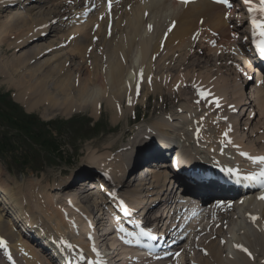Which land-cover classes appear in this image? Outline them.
Masks as SVG:
<instances>
[{
	"label": "bare ground",
	"instance_id": "1",
	"mask_svg": "<svg viewBox=\"0 0 264 264\" xmlns=\"http://www.w3.org/2000/svg\"><path fill=\"white\" fill-rule=\"evenodd\" d=\"M95 1L62 0L61 7H59L57 4H53L55 0H0V19L2 20L0 21V41L8 38L3 34L4 31L14 35L9 30H5L3 23L15 25L16 31L28 20L32 21L30 28L21 34L23 36L19 39L9 40L12 48H23L25 51L14 57L13 61L15 60L17 64L14 69L9 70L8 68L9 72L6 71L8 74L5 72L6 75H0V82L5 84L7 90H14L13 99L28 113L39 111L44 115L56 113L69 116L76 112L88 111V116L96 120L99 107L103 106L109 114L110 123L116 125L121 119L127 120L135 106L143 105L144 109H147L148 104L146 102L143 104L142 101L145 96L151 94L154 98L152 111L158 115L161 111L165 114H161V118L152 122L150 126L140 125L137 129L131 130L133 137L126 144V146H130L128 150L132 151L129 155L116 154L115 144L117 141L120 142V137H110L106 143L98 145L97 149L93 148L87 153L83 172L73 173V178H68L70 179L69 183L68 179H62L61 173L56 175L55 179L46 182L43 189L61 190L60 194L72 192L68 195L69 199L67 200L74 202L76 207H79V210L76 211L79 213L77 215L70 203L57 202L55 204L53 198L47 197V193L39 188L35 181H31L35 183L28 187H17L15 191H12L5 189L7 183L0 179V237L6 241V245L21 264H81V255L85 256L84 260L86 261H101L103 264H156L153 259L139 260L128 248L116 242L112 234L113 230H110L109 227L101 228L108 220L104 213L99 214V207L106 203L109 206L108 209L113 210L116 205H113V198H109L111 196L106 197L107 200H105L92 190L106 191L110 185L119 186L115 192L109 191V194L113 197L124 198L126 207L133 211L134 217L139 218L143 213L146 216L150 212H158V218H160L161 214L167 215L171 209L172 213L185 212L186 210L182 209L181 202L174 198L175 190L173 195L171 194L173 187L171 183L168 187L169 180L173 179L182 184L185 192L195 194L196 199L200 198L201 205L208 209L211 208V211L215 212V219L210 224L200 226L193 235H189L186 245L191 247V254L186 255L184 248L180 247L177 262L170 264H176L181 260H186L191 264H264V199L257 197L259 193L244 195L238 190H226L211 179L203 180L198 184L195 183V179L189 176L185 178L181 175L198 173L206 177H214L217 173L215 168L218 163L226 161V153L232 154L231 161L237 165H240L241 158L236 155V152L264 156V152L261 150L264 149V87L260 85L261 82H256L250 88H243L240 80L238 82L237 79L229 77L227 72L228 67L232 65L234 73L239 76V79L240 72L241 75L245 72L248 77L255 76L253 75L254 68L252 65H248L246 56L243 54L246 48L241 41L233 38L239 32L243 37L251 36L243 13V17L240 16L237 21H230V16L225 18V12L221 6L212 5L206 0H197L193 4H177L166 0H111L110 7L109 0H97L96 4ZM41 2L49 3L50 5L46 7L52 9L48 8V12L36 14L34 17L40 22L33 24L35 20L29 19L32 16L23 15L22 10L31 13V10ZM65 2L70 5L67 6ZM79 2L80 5L72 16L71 12L75 8L73 6ZM89 6L96 7V12H92ZM237 6L234 5L235 8ZM15 10L21 12L23 16H19ZM60 10L65 11V15L66 11L71 10L69 12L71 19H65L63 16L53 18L52 16ZM62 14L60 13V15ZM99 15L104 19V24L97 21ZM251 16L250 13H247L246 20ZM255 17L258 20L261 19L260 16ZM51 18L52 21L57 20V23H51L53 26L48 27L52 21L48 23L47 20ZM73 18L75 19L73 28L67 29L66 27L71 24L70 21ZM173 22L174 27H172ZM18 23L20 25H17ZM149 25L152 31L158 32L164 37L165 48L171 44L169 48L171 52L191 46L193 42L190 40V36L197 34L194 40L197 43L201 39L202 47H197L194 52L187 54L186 59L178 61L179 65L184 69L192 70L196 67L200 68L204 64L211 66L216 62V66L222 69L220 77H214V74L209 70L204 72V79H194L193 85H190L189 78L182 70L177 71L176 76H170L169 80L162 79L161 76L153 77L150 64L152 65L151 57L154 54H150L149 62L147 60L141 65L140 61V47L145 49L144 47L148 46V53L156 51L158 48L153 45L150 36L142 32V28H149ZM240 25H243L242 28ZM58 27L63 28L58 32H63V36L52 39L54 37L53 30ZM170 27L171 31H169ZM51 30L53 35L48 38L47 35L49 36ZM166 33L167 35H165ZM187 33L188 36L185 35ZM185 36H187L186 40ZM125 40L132 42L130 56L126 52V47L122 46ZM233 43L241 51L239 58L236 56V52L230 54L226 51L228 45ZM88 45L92 46L91 50ZM8 49L10 50V48ZM66 50L69 51L66 52V55L72 56L70 65L68 60L61 61L64 57L58 60L51 58L53 56L60 57L58 53L61 51L64 54L62 51ZM6 52L3 51V53ZM142 58L144 57L142 56ZM48 59H50L49 63L41 68ZM77 59L80 60L76 61ZM144 59L146 60V58ZM243 60L246 63H243ZM29 61H32L33 64L29 65ZM50 66L55 67L49 68ZM0 69L2 70L1 65ZM45 69L47 70L41 71ZM141 70L143 79L139 77ZM185 72L193 75L188 71ZM258 76L260 75L257 74L255 78ZM149 77H151V83H149ZM176 79L178 82L175 81ZM5 81L10 84V87ZM171 82L176 83L171 85ZM137 84H139V94H137ZM166 84L169 89L167 87L168 92L164 93L166 88L162 87ZM197 86H201L200 90L207 89L206 92H210V95L216 91L215 93L221 98L219 99L222 102L221 106L225 110L222 116L226 115L227 119L210 115L211 112H207L208 108L204 106L198 113L193 110L197 107L192 108L186 96L188 89L193 92ZM244 90L248 96L245 95ZM228 92H230L229 95H227ZM252 101L256 106V108L254 107L255 113L258 114L255 125L260 120L262 121L261 125L255 129L248 128L245 137L249 138V132H254L258 139L256 147L243 144V136L239 131L245 129L244 125L246 126L247 123L246 121L241 122V119L234 116L236 106L239 105L243 109L245 105L248 107ZM225 104L226 106H224ZM164 108L169 109L162 110ZM179 119L180 123H178ZM229 126L231 131L228 133V137L221 139L220 135ZM197 128L200 129L199 138L195 135ZM148 131L150 133L146 135ZM154 134L156 135L153 136ZM125 136L126 133L123 132L121 139L124 140ZM144 136H149L151 142L152 137L153 140L162 138L163 144L159 150L151 147V142L137 148ZM168 137L182 138L185 145L192 149V152H187L192 157L188 158L179 149L175 152L168 151L169 159L165 163L159 164V168L162 169H154L149 166L150 161L145 160V166L139 168L142 170L140 174L132 176L130 181H126L127 173L139 161L145 158L157 160L164 154L160 150L170 145ZM217 138L222 145L221 148ZM156 141L158 140L156 139ZM133 147L135 148L133 149ZM199 162L201 164H196ZM88 167L105 171L101 174L102 178L97 179V184L90 182L76 189L74 187L70 190L64 189L74 181L80 182L95 178V174L85 171ZM82 174L84 175L83 180L74 179ZM3 176L4 174L0 173V178ZM148 176L150 181L144 182ZM8 177L9 175H6V178ZM40 186H43V182ZM143 191L148 194L146 198L141 197ZM2 194L6 196L7 200L1 197ZM85 194H89L92 199L89 204L82 205L80 200L84 199ZM94 195L97 197L95 198ZM60 200L65 201V199ZM191 203L185 202V205ZM190 206L193 207L192 204ZM90 208H93L92 214L89 212ZM105 211L108 213V210ZM207 212L203 214H207ZM84 213L90 218L94 216L93 219L87 218ZM9 214H13L14 219L4 218ZM234 216L241 219L244 225L237 226ZM252 216L257 219L252 220ZM14 223L19 224L18 231L14 229ZM164 224L173 225L174 221L171 223L166 221ZM213 225L214 227H212ZM196 227L190 223L186 224V230ZM228 227L229 229L226 231ZM236 227L238 228L235 230ZM226 234L231 236L229 241H226L225 238L220 240ZM25 235L39 238L43 249L48 251L54 260L47 257L46 259L41 258L28 244L27 239L24 238ZM239 236L246 239L241 240L243 238L239 239ZM61 239L67 240L74 247L68 248L61 243ZM92 239L95 247L98 245L103 247L101 245L103 242V249L106 252L101 254L100 250L96 248L99 255H94ZM237 244L247 248L251 256L237 250L234 246ZM186 248L185 246V250ZM225 248L228 253L225 252ZM0 259V264H5L1 255Z\"/></svg>",
	"mask_w": 264,
	"mask_h": 264
},
{
	"label": "rangeland",
	"instance_id": "2",
	"mask_svg": "<svg viewBox=\"0 0 264 264\" xmlns=\"http://www.w3.org/2000/svg\"><path fill=\"white\" fill-rule=\"evenodd\" d=\"M59 1H61V0H55V3H53V4H57V6L61 7L62 1L61 2H59ZM96 3H97V0L95 1V4ZM45 4L46 3H43V2L37 4L38 6L33 8L31 10L32 11L31 13L27 12L25 10H22L23 11L22 14L27 15V16H32L29 19H34L35 22L33 24H37L40 21H38L34 16L36 14H39V13L43 14V13L48 12V8L52 9L50 7H46V6H49L50 4H47V5H45ZM92 4H94L93 1H92ZM69 5H67V6H69ZM29 6H28V8H29ZM38 8H40V9H38ZM15 11H14V13H15ZM16 12L19 13L18 11H16ZM28 13H30V14H28ZM60 13H63V14L60 15ZM64 13H65V11L60 10L59 12L55 13L52 17L53 18H55L57 16L61 17V16L65 15ZM146 14H148V13H146ZM23 15H21V12L19 13V16L22 17ZM99 17L101 18V16H99ZM57 19H60V18H57ZM0 21H2V20L0 19ZM47 21L49 23L50 21H52V18L48 19ZM99 22H101V24H104L105 21H104V19H103V21L99 19ZM51 23L52 22L49 23L48 27L53 26ZM3 24L5 25V30H9L14 35H10L5 31L3 32V34L7 35L8 38H4L3 40L0 41V61H1L0 65L2 68V70L0 69V71L2 72V73L0 72V75H6V73L8 74V72L11 68L14 69V66L17 64V62L15 60L13 61L14 57L21 55L23 53V51H25L23 48H16V49L12 48V46H10L9 40L19 39L21 36H23L21 34L30 28L32 21L28 20L22 27L17 28L16 31L14 29L15 25L11 26V25H8L7 23H3ZM50 24H51V26H50ZM17 25H20V24L18 23ZM233 26H235V25H233ZM120 27L122 28L123 26H120ZM142 32L147 34L148 36H150V38L152 39L153 45L155 47H158L156 49V51L153 50L151 53H148V51H147L148 46L144 47L145 49H141L142 47H140L141 65L144 62H146L148 59H150V54H154V56L151 57L152 65L150 64V66H152L151 75L153 77L158 78V76H161L162 79L169 80L170 76H173V75L176 76V72L182 70L184 72V74L186 75V77L189 78L190 85H193L194 79H197V78L204 79V72H207L209 70L211 71L212 74H214L213 75L214 77H220L219 75H220V73H221L220 71L222 69L221 68L219 69L216 66V62H214V65L207 66L206 64H204L200 68L196 67L192 70L184 69L183 66L179 65L178 61H182V59H186L187 54L189 55V53L194 52L197 47H202L201 46V43H202L201 39H200V43H197L195 45L192 44L191 46L185 47L181 50H174L173 52H171L169 50V48L171 47V44H169L168 47L165 48L164 46H166V44L163 41L162 45H164V46H161L160 42L162 40L160 41V39H162V36L160 35V33L158 34V32L152 31L147 27H143ZM156 34H158V35H156ZM185 35L188 36L189 34L187 33ZM62 36H63V32L57 33L54 37H52V39H58ZM187 36H185V38H184L185 40L187 39ZM192 39H193V37H192ZM93 41H96V40H93ZM41 42H43V41H41ZM131 43L132 42L130 40H125V42L122 44L123 48L126 47V52H127L128 56H130ZM145 43L147 45V42H145ZM88 46L90 47L91 45H88ZM5 47H7V48H5ZM8 48H10V50ZM21 49H23V50H21ZM4 50L7 52L3 53ZM62 52H64V54L61 53V51H60V53H58V54H60V57L53 56L51 58L58 60V59L64 57L61 61L68 60L69 61L68 64L70 65L71 60H72V58H71L72 56L66 55L69 51L66 50V51H62ZM61 54H62V56H61ZM169 54H170V57H169ZM69 56H70V58H69ZM142 56L144 58H146V60L144 58H142ZM45 57H47V56H45ZM40 58L42 59V57H40ZM170 58H171V61H170ZM50 59H48L47 63L42 64L41 68H43V66L45 64H48ZM79 60L80 59H77L76 61H79ZM147 62H149V60ZM32 64H33V62L29 61V65H32ZM52 67H55V66H50L49 68H52ZM8 68H9V70H8ZM3 69H5V70H3ZM47 69L41 70V71L44 72ZM6 71H8V72H6ZM185 71H188V72H190V74H193V75H189ZM227 72L229 74V77L234 78V79H238V77L234 73L235 70L233 69L232 65L228 67ZM178 75H179V73H178ZM165 76H167V77H165ZM3 79H4V77H3ZM175 81L178 82L177 79ZM176 82H171V85L172 84L175 85L174 83H176ZM251 84L253 86V81L250 82V84L249 83L245 84L244 88L251 86ZM7 85L10 87L9 83H7ZM167 87H168L167 84L162 87L164 89L166 88L165 91L163 90L164 93L168 92ZM186 87H187V83H186ZM168 89H169V87H168ZM13 91L14 90H12V89L7 90L5 84H3V82H0V97H6L9 95V98L15 104H17L22 109V111L25 112L26 114H33L36 116V118H38L39 120H41L43 122H52V121L56 122L58 129L56 131L53 130V132L51 133L53 136L51 135V137H50V140L52 142V145H50V146H57L58 149H57V151L54 150L53 152H51V150H48L47 148H43V146L41 148L38 144H36L34 138L22 139V138L17 137L16 133L14 131H10V132L8 131V135L11 138V142H10V145L8 146V148L0 150V173L4 174V176L1 177L0 179L7 183L5 189H7V190L11 189L12 191H15L17 187H22V186L28 187L29 185H31L32 183H35V182L38 184L39 188L43 189L42 187H45V185L47 184L46 182H49L52 179H55L56 178L55 176L58 175L59 173L62 174L61 175L62 179L66 180L69 177L71 178L73 176V173H76L77 171L83 172V166L85 164L87 153L90 150H92L93 148L97 149L98 145H102V144L106 143L110 137H115V138L120 137V142L117 141V143L115 144L116 154L129 155L130 153H132V151L128 150V148L130 146H126V144L133 137V133L131 132V130L137 129L140 125L150 126L152 122L157 121L158 119L161 118V114H165L163 111H161L160 115H158L152 111V105L154 103V98L151 94H148L147 96H145L144 100L142 101L143 104H144V102H146V104H148L147 109H144L143 105L135 106L134 108H132L133 109L132 114L130 115V113H129L127 120L125 118L121 119L118 121V123L116 125H112L110 123L109 114H108V112H106L104 110L103 106L99 107L98 116L96 118V120L97 119H99V120L97 122H95L96 120H93L90 116H88V114H87L88 111L76 112V113H73L69 116H64V115L56 114V113H47L44 115L39 111H33L32 113H28L24 109L23 106L19 105V103H17L13 99V96H12ZM190 92H192L191 89H188V93H187L186 97H187V100L189 101V104L191 105L192 108L197 107L196 109L193 108V110L196 113L199 110H202L203 106H207L210 108V110H212L213 116H217V115L221 114L222 109L220 111L219 108H214L212 104H208L204 100H199V101H201L200 105L196 104L193 100H194V96H195L196 100H198V95L195 93V91H194V93L193 92L190 93ZM229 93L230 92H228L227 95H229ZM140 95H142V94H140ZM243 97H245V96H243ZM253 105H254V101L250 102V104L248 105V108L245 106L244 109H241V108L238 109L239 106H237V108L235 109L234 115L236 117L240 118L241 122H244V121L247 122V125L246 126L244 125V127H246V128L245 129L243 128L239 131V133H241V135L243 136L242 137L243 143L245 145L256 147L258 145V143H257L258 139H257L256 135H254V132L253 133L249 132L248 137L250 139L245 137L246 131L248 128H250V129L254 128L255 129L256 127H258L261 124V121H262V120H260V122L258 124H256L257 126H254L257 119H258V114L255 113V109H253V107L256 108V106L255 105L253 106ZM224 106H226V104ZM6 107L9 109V106H6ZM170 107H171V104H170ZM245 108H246V110H245ZM165 109H169V108H164L162 110H165ZM250 110H252V113L250 112ZM200 113H202V112H200ZM212 118H214V117H212ZM173 120H176V119H173ZM180 122H181V120L179 119L178 123H180ZM46 129H48V127ZM5 130H6V127L0 128V132L5 131ZM123 132L126 133L124 140L121 139V135ZM149 133H150V131H148L146 135H148ZM155 135L156 134H154L153 136H155ZM261 135H262V132L260 133V136ZM156 139L158 141H160L161 138H156ZM148 140H149V136L142 137L141 142H140L141 146H139L137 148L142 147V145L145 142L148 143ZM0 143H1V140H0ZM152 146H153V143H152ZM134 148L135 147H133V149ZM127 161H128V159H127ZM144 163H145V161H143V162L139 161L135 166H133L131 168L129 173L130 174H132V173L133 174L134 173L140 174V172L142 170H140L139 168L145 166ZM115 164L117 165V163H115ZM149 165H150V163H149ZM92 170H93L92 167H88V169H86L85 171L87 173H90V172H92ZM129 173H127V175H126V181H130V179L128 178ZM6 175H9V177L6 178ZM74 179L77 180L79 178H74ZM69 180L70 179H68V181H67L68 183H69ZM31 181H35V182H31ZM149 181H150V179L148 176L144 180V182H149ZM42 182H43V186H40V184ZM77 183L78 182L74 181V182H72V184L70 186L65 187L64 189H67V190H70V188L73 189V187L76 186ZM76 188L77 187H74V189H76ZM43 190L47 193V197L53 198L52 200H53V202H55V204L57 202L58 203L64 202L63 200H60V199H65L67 202V199L69 198L68 195L72 194V192H70L69 194H64V193L60 194L62 191L56 190V189L51 190V189L44 188ZM92 192L97 193L96 191H92ZM147 195L148 194L145 193V191H143L141 194V197L143 198V196H144L146 198ZM1 197H4V199L7 200L6 196H3V194ZM94 197L96 198L97 196L94 195ZM91 199H92V197H90L89 194H85L84 199L80 200L81 201L80 204L87 205L91 202ZM96 201H98V200H96ZM107 205L108 204H104V205L102 204V206L99 207V209L102 208L101 210L103 211L104 214H106L105 208L107 207ZM73 207L76 208V205H73ZM76 209H78V208H76ZM89 212L92 214L93 208H90ZM10 215L14 218L13 214H10ZM85 215L89 219H93V217H94L93 216L92 218H90L87 214H85ZM4 218H7V215H5ZM236 221L238 224L239 219L236 218ZM209 222H211V221H208V223ZM214 225L212 227H214ZM107 227H109V229H110V218L108 219V222L104 226H102L101 228H107ZM229 227L226 228V231H228ZM237 228L238 227H236L235 230ZM14 229H16V231H18V229H19L18 225L16 226V223L14 224ZM231 232H232V229H231ZM232 235L236 236L234 233H232ZM229 236H230V234H226V236H224L220 240H223L224 238H225V240H229ZM30 237H31V239L26 237V239L28 240V244L33 249H35V251L39 254V256L41 258L46 259L48 254L46 253V251H44L41 248L40 240L36 241L34 237H32V236H30ZM241 238H243V239H241ZM239 239L245 240L246 238L243 236H239ZM216 242H218V241L216 240ZM101 243H102L101 245L104 247L103 242H101ZM103 247H101L102 251H103ZM225 252H227L226 248H225ZM186 253H188V252H186ZM223 255H225V253H223ZM223 260H224V258H223ZM0 262H1V259H0ZM178 264H188V263L184 262V261H180Z\"/></svg>",
	"mask_w": 264,
	"mask_h": 264
},
{
	"label": "snow or ice",
	"instance_id": "3",
	"mask_svg": "<svg viewBox=\"0 0 264 264\" xmlns=\"http://www.w3.org/2000/svg\"><path fill=\"white\" fill-rule=\"evenodd\" d=\"M188 2H189V0H182V3L187 4ZM218 2L221 4H224V5H230L231 0H218ZM243 2L248 7L249 13L259 11V13L262 17L259 20L255 16H251L250 18H251V24L253 27V36L255 37L257 35V32H258L259 37H260L259 39H254L253 42L255 43L256 48L259 51L260 55L264 56V0H259L258 4H254L253 0H243ZM110 6H111V0H109V7ZM172 27H174V22H173ZM149 29L151 30L150 25H149ZM169 31H171V27L169 28ZM165 35H167V33ZM196 36H197V34H194L193 38L195 39ZM139 77H140V79H143V71L142 70L139 73ZM148 79H149V83H151V77H149ZM137 94H139V84H137ZM198 94L201 97H204L206 95L204 90H200ZM213 102L216 103L217 106H219V100L218 99H214ZM225 119H227V118L225 117ZM230 131H231V127L229 126L228 129L224 133H222V135L225 138H227L228 133ZM195 135L197 136V138H199V135H200V129L199 128L196 129ZM241 155L248 157L253 163H258L262 167L259 168V171L248 172L247 174H244V175H241L239 173V170L234 169V168H227V169H223V170L226 171L229 175H232L237 181H240L242 179V180L249 181V182H256L260 185V187L264 188V156H249V154L246 152H242ZM259 198L264 199V193H261V196ZM119 206L123 211H125V212L128 211V208L125 206L124 201H120ZM251 219L255 221L257 219V217L252 216ZM120 231L123 232L124 229L121 228ZM129 235H131V233ZM89 239H91V236H89ZM125 242L130 243L131 241H125ZM61 243L65 244L68 248L74 247L72 244L68 243V241L64 240V239H61ZM0 246L6 247V241L2 237H0ZM234 246L238 249H241L242 251L247 253L249 256H251V253L248 251L247 248H244L243 245L237 244ZM92 251L97 253V255H99L94 243L92 245ZM176 255L179 256V253H177ZM8 258L11 259V256L9 255ZM80 259H85V256L81 255ZM88 264H98V262L93 261V260H89Z\"/></svg>",
	"mask_w": 264,
	"mask_h": 264
},
{
	"label": "trees",
	"instance_id": "4",
	"mask_svg": "<svg viewBox=\"0 0 264 264\" xmlns=\"http://www.w3.org/2000/svg\"><path fill=\"white\" fill-rule=\"evenodd\" d=\"M9 106V109L6 108ZM0 119L6 121L10 126L22 128V131L27 133L29 138H34L37 144L48 143V139L39 136H34L35 122L32 117L26 116L22 112L18 111L17 106L11 103L6 97H0ZM38 135H43V131H38ZM50 143V142H49ZM57 150V148H51Z\"/></svg>",
	"mask_w": 264,
	"mask_h": 264
}]
</instances>
